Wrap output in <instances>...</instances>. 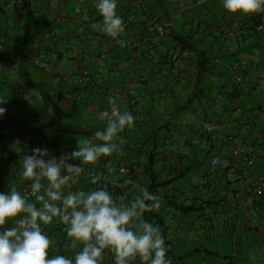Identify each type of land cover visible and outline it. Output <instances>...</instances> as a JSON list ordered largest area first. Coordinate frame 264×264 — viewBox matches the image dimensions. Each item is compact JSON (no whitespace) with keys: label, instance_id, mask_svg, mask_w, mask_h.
Wrapping results in <instances>:
<instances>
[{"label":"crops","instance_id":"obj_1","mask_svg":"<svg viewBox=\"0 0 264 264\" xmlns=\"http://www.w3.org/2000/svg\"><path fill=\"white\" fill-rule=\"evenodd\" d=\"M95 2L44 0L45 5L35 4L32 11L17 13L12 0L3 1L0 32L6 43L0 47V101H4L0 107L6 112L0 116V142L6 144L0 153V194L9 193L11 185L22 194L23 187L31 183L20 174L23 157L32 155L33 149H47L45 159H59L76 150L78 140L92 139L95 131L105 127L106 122L98 117L110 111L111 98L121 111L134 116V126L119 134L124 141L120 151L101 157L95 165L83 166L78 182L65 192L96 189L91 177L100 176L99 184L107 179L108 164L127 170L132 164H141L139 181L133 188L135 195L148 185L146 164L150 162L160 178L191 168L186 182L178 180L165 191L178 204L196 210L181 214L167 206L164 226L160 227L166 259L171 264H264V193L253 206L248 204V179L264 175V118L254 114L258 109L264 112V91L234 94L232 101L227 95L231 92L230 68L237 62L233 56L250 57L236 39L214 38V50L228 57L219 59V75L211 74L205 83L197 85L192 78L193 54L184 56L179 78L171 77L169 65L160 56L172 46L169 34H187L200 25L202 31L209 32L224 24L231 26L236 17L244 23L247 16L228 12L223 0H210L207 16L200 14L196 0H149L150 17L167 29L160 38L149 39L136 0H117L116 12L125 30L112 38L102 31L103 18L99 22L90 20ZM181 3L186 6L185 13L180 10ZM130 38L133 46L123 49L122 40ZM21 39L27 43H21ZM259 43L264 48L262 39ZM103 53L106 59L100 61ZM35 58L49 62L52 73L39 70ZM212 65L217 66L213 61ZM84 69L90 70L96 83L75 80L74 76ZM261 69L258 65L257 70ZM216 98L219 107L212 109ZM205 120L221 124L208 141L195 136L204 133ZM237 145L256 156V166L247 180H236L242 169L232 155ZM213 155L221 157L217 171L224 173L215 174L211 168ZM68 163L80 165L81 161ZM29 201L35 202V198ZM160 204V208H166L163 199ZM13 226L14 221L5 225L9 229ZM41 227L53 241L49 253L55 254L64 246V254L74 256L67 236L50 233L49 225ZM227 245L230 247L225 248ZM106 262L115 264L114 256L111 254ZM132 263L141 261L137 258Z\"/></svg>","mask_w":264,"mask_h":264},{"label":"clouds","instance_id":"obj_2","mask_svg":"<svg viewBox=\"0 0 264 264\" xmlns=\"http://www.w3.org/2000/svg\"><path fill=\"white\" fill-rule=\"evenodd\" d=\"M96 7L103 18L104 33L116 38L124 32V21L116 12L117 0H99ZM223 7L232 14L251 16L264 12V0H223ZM108 103L110 111L98 117L106 122L105 127L95 131L92 139L78 140L71 154L45 159L49 150L36 148L32 155L23 157L20 175L31 181L35 202L14 185L9 193L0 194V229H4L0 232V264H103L106 251L114 256L115 264H132L137 258L141 264H171L160 226L142 218L161 206L160 197L147 188H141L128 203H117L107 183L89 192H65L84 172L83 166L95 165L101 157L120 151L124 141L119 134L134 126L130 112L121 111L114 99ZM5 112L0 107V116ZM69 160H80L81 164H70ZM100 179L92 176L91 183L95 185ZM108 183L124 188L133 181L124 179L121 183L112 178ZM54 218L66 226L69 247L75 250L73 258L60 254L50 258L53 241L41 225L52 224ZM9 221L15 222L10 229L5 227Z\"/></svg>","mask_w":264,"mask_h":264},{"label":"built area","instance_id":"obj_3","mask_svg":"<svg viewBox=\"0 0 264 264\" xmlns=\"http://www.w3.org/2000/svg\"><path fill=\"white\" fill-rule=\"evenodd\" d=\"M3 1L0 0V12L3 6ZM34 0H12L14 10L18 8L23 9L28 3L33 2ZM210 0H196V5L199 7V12L202 16L209 15ZM99 0H96L94 3V8L96 10L97 3ZM148 0H136L135 5L142 12V22L145 24V32L146 36L149 39H158L161 36L167 33L166 27L151 18L149 15ZM45 5V4H43ZM180 10L182 13H185L186 6L184 3L180 4ZM260 18L258 24L253 23L254 18ZM85 21H88V18H84ZM230 25H222L221 27L212 28L211 31L207 33V41H213L215 39L221 40H235L238 37L246 35L249 31L252 33H260L264 34V12L256 13L251 16H247L244 23L240 21L238 17L233 18L231 20ZM250 27V28H249ZM49 36V35H48ZM215 38V39H214ZM6 43V37L2 32H0V47H2ZM133 39H124L121 42V47L123 49H128L133 46ZM161 58L169 65L170 67V75L172 78H179L182 73V63L184 59V55H181L178 49H169L161 52ZM250 59L240 58L239 61L235 62L230 68L231 80L229 82V88L231 92L235 94L241 93H249L255 94L260 91H264V48L258 46L255 47L253 53L249 56ZM106 59V54L103 53L100 56V61H104ZM214 62L217 66L214 69V75L220 74V68L218 67L219 59L215 58ZM34 65L41 71L46 74L52 73V66L46 60H41L40 58L34 59ZM262 65L261 71L257 70V66ZM75 80L80 84H94L95 79L88 69L82 70L80 73L74 76ZM94 79V80H93ZM98 84L100 81L97 82ZM27 97L26 99H28ZM219 101L216 98L213 101L212 109H218ZM255 115H260V117L264 118V112L262 110H256L254 112ZM221 127V124H217L215 122H211L209 120H205L202 122L203 132L208 134H213L217 132ZM5 142H0V153L5 149ZM233 157L236 159L237 163H239L242 167L241 172L237 174L236 180L242 181L247 180L249 177L250 171L256 166V157L254 156L253 151H244L242 147L235 146L232 151ZM222 164V159L218 155H213L211 160L212 168L220 167ZM108 171L110 174H118L125 175L127 173V168L125 166L114 167L111 164H108ZM78 182V178L76 183ZM251 188V194L248 198V204L253 206L258 197H260L264 193V175L259 178L253 180L248 179ZM30 184L27 183L22 189V195H27L28 200L34 198L30 194ZM60 229L62 232L66 233V226L63 223H59ZM2 232V230H0ZM60 255H65L63 250L58 251L56 253ZM67 257L73 258L72 255H65ZM133 264V263H132Z\"/></svg>","mask_w":264,"mask_h":264},{"label":"trees","instance_id":"obj_4","mask_svg":"<svg viewBox=\"0 0 264 264\" xmlns=\"http://www.w3.org/2000/svg\"><path fill=\"white\" fill-rule=\"evenodd\" d=\"M44 3V0H34L33 2L28 3L23 9H20L17 7V9L15 10L17 13H27L29 11H32L33 7H35L34 5H41ZM147 7H148V11H151V6L149 3V0L147 2ZM199 8V7H198ZM151 12H149L150 14ZM90 20L94 21V22H99L102 19V16L99 14L98 10H96L94 7L92 8V10L90 11L89 14ZM260 18L256 17L254 18V24L259 22ZM250 28V27H249ZM202 26H198V30L197 31H193L191 30L189 33L187 34H182V33H174V34H169V40L170 43L172 44V46L170 47V49H178L179 53L181 55H188V54H193V75L192 78L194 81V83H197V85H200L202 83H205L207 78L212 74L214 75V69L215 67H213L212 65V61L214 62V59L218 57V59L220 60H224L227 59L228 55H224L223 52H221V50H214V46L217 43L215 40L213 41H207V31H202ZM5 36V35H4ZM264 41V34H260V33H252V32H248L246 35L238 37L236 39V41H238L239 45L244 49V53H246L248 56H250L253 53V50L255 47H262L259 43L260 40ZM21 43H27L26 39H21L20 40ZM263 48V47H262ZM216 52V55H214V57L212 56L213 53ZM230 56V55H229ZM232 57V55H231ZM237 61L240 60V58L238 59V57L235 55L233 56ZM25 58V54H23L22 59ZM192 82V81H189ZM234 92H229L227 93V95L229 96V101H232L231 97L232 95H234ZM237 97V95H236ZM213 134H208V133H199L196 134L195 136L200 138V140H209L211 138ZM192 136L191 140L189 141L190 145L192 146L194 137ZM200 149V148H199ZM198 152H200L201 154H203L205 152V150H199ZM207 156L210 154V152L205 153ZM255 156V154H254ZM256 157V156H255ZM205 158H207L205 156ZM204 162L199 163L200 165H202ZM154 167V163L150 162L148 163V165L146 164V177L147 178V189L157 195L158 197H160V200L163 199L164 203H166V208L162 207L159 209H155L152 212H146L143 214V219L152 223L153 225H159L160 227L164 226V220L166 218V212L167 210L170 208L172 210H174L175 212L181 213V214H188L190 211H196L194 209L193 206L189 207V206H185L183 203L182 204H178V202H176L175 200H173V196L169 195L168 193H165L166 190H168L176 181L178 180H184V182H186L187 180V175L191 173V168L189 169H185L184 172L177 174L176 176H169L166 178H160L159 175L153 170ZM141 168V164L136 163V164H132L128 170L127 173L125 175H112L109 173V171L107 170V179H103L101 181V183L99 184V182H97V184H92V186H94L95 188L101 187L103 185H105L106 183L108 184V190L110 191V193L113 195L115 200H121L123 201V203H128L131 200H134L136 198L137 195L133 194V188L135 186V184L139 181V175H138V171ZM212 168V166H211ZM220 167L217 168H212L213 171L215 172V174H221L224 173L225 171H222L221 173H219V171H217V169H219ZM207 170H210V167L206 166ZM112 178H118L120 180V182L122 183L124 179H131L133 181V183L131 185H128L124 188L121 187H117V186H113L110 183H108ZM215 183V181H214ZM89 184V183H88ZM140 194V192L138 193V195ZM168 206V209H167ZM49 232L52 233L54 232H60L61 234H63L64 236H67L66 233L62 232L59 226V222L54 218V221L52 224L49 225L48 227ZM3 231V229H2ZM62 250L64 249V246L61 247ZM68 248V247H67ZM67 251V249H66ZM50 258L51 256L56 255V253H49ZM109 257H111V253L106 251L105 252V258L103 261V264H108L106 262V259H109Z\"/></svg>","mask_w":264,"mask_h":264},{"label":"rangeland","instance_id":"obj_5","mask_svg":"<svg viewBox=\"0 0 264 264\" xmlns=\"http://www.w3.org/2000/svg\"><path fill=\"white\" fill-rule=\"evenodd\" d=\"M227 247H230V246H228V245H227V246H225V248H227Z\"/></svg>","mask_w":264,"mask_h":264}]
</instances>
